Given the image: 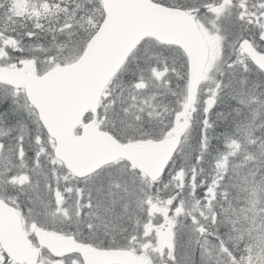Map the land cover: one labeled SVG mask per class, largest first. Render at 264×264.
Wrapping results in <instances>:
<instances>
[{"label":"snow or ice","instance_id":"snow-or-ice-1","mask_svg":"<svg viewBox=\"0 0 264 264\" xmlns=\"http://www.w3.org/2000/svg\"><path fill=\"white\" fill-rule=\"evenodd\" d=\"M0 264H264V0H0Z\"/></svg>","mask_w":264,"mask_h":264}]
</instances>
